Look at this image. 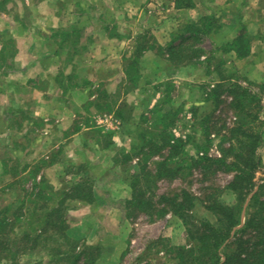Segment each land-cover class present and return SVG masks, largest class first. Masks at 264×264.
<instances>
[{"label":"crops","instance_id":"1","mask_svg":"<svg viewBox=\"0 0 264 264\" xmlns=\"http://www.w3.org/2000/svg\"><path fill=\"white\" fill-rule=\"evenodd\" d=\"M192 1L193 8L179 9L177 0H1L0 148L3 139H7L5 145L9 146L5 149L10 153L24 152L27 167L31 168L35 161L48 163L43 174L52 185H55L54 178L60 183V176L69 178L71 183L88 181L93 184L94 201H75L79 204L69 210L67 234L81 247H102L104 256L99 264H116L117 258L133 250L135 240L131 238L130 229L137 225L129 222L124 209L125 202L132 197V189L121 177L122 167L115 164V158L132 150L135 137L132 126L139 123L138 111L156 106L162 92L156 93L157 100L155 98L152 104L154 91L147 85L148 72L142 70L139 87L130 93H143L142 97L136 103L128 99L117 103L115 109L127 105L134 113L127 121L121 120V130L123 127L124 130L115 134L109 132L113 142L109 146L93 137V127L86 120L82 121L81 115L72 111L70 105L81 107L91 103L94 99L88 95V90L102 82L111 92L120 87L125 79L124 57L130 59L133 55L122 51L126 43L135 38L134 32H126L124 26L139 25L141 11L160 9L163 5L162 8L178 13V17L174 13L169 20L174 26L169 38L179 25L198 22L205 16H215L217 22L221 21V29L217 31L221 35L228 31L233 33L227 41L236 38L242 25L253 37L264 26V0ZM132 6L138 8V17L128 14L126 9ZM103 8L113 9L121 17L108 20L100 14ZM226 15L234 20H225ZM110 24L118 29L117 32L109 27ZM66 32L78 34L75 45L63 42L61 34ZM230 54V59L240 66L241 63L252 64L257 59L253 51L243 60ZM144 59H149V68L161 72L155 84L173 79L166 71L173 65L168 55L163 58L149 51L143 55ZM201 71L191 66L178 70L177 83L179 79L183 81L180 85L188 84L187 89L185 86L179 88L188 103L197 102L198 95L190 87L195 77L203 83H211L209 80L213 79L209 73ZM250 78L258 84L264 82V77L259 75ZM217 83L208 85L214 88ZM199 97L201 103L204 98L202 94ZM95 112L91 107L89 116ZM75 123L78 126L70 132L68 144L61 147L63 138ZM20 145L24 146L23 151H19ZM56 153H60L61 158L54 160ZM53 171L57 177L51 176ZM115 173L119 176L111 177ZM10 178L5 171V158L0 154V184L9 182ZM106 250H110L109 253ZM162 255L165 256V252Z\"/></svg>","mask_w":264,"mask_h":264},{"label":"trees","instance_id":"2","mask_svg":"<svg viewBox=\"0 0 264 264\" xmlns=\"http://www.w3.org/2000/svg\"><path fill=\"white\" fill-rule=\"evenodd\" d=\"M176 7L193 8L194 3L192 0H177ZM186 28L187 32H192L191 37L211 35L213 31L219 29L215 16H205L200 21L187 25ZM61 35L64 43L73 45L79 37L78 34L75 36V32ZM253 41L254 37L248 28L242 25L236 38L226 44L225 52L234 53L238 60L246 59L252 53ZM184 45L169 46L167 51L169 60L179 67L196 66L201 63L204 51ZM144 50L146 49L143 46L137 52ZM140 57L136 58L135 54L134 58L131 57L132 60L131 58L127 60L129 63L125 73L129 76L136 73L131 89L138 88L141 79ZM217 68L222 74L220 67ZM221 77L208 94V99L217 108L224 103L223 95L229 96L230 107L237 119L234 125L228 128L227 134L223 135L220 146L221 158H212L208 155L199 158L190 156L183 140L176 138L170 130L176 121V113L172 110L164 111L160 107L161 104L152 111L158 116L157 123L153 129L142 132L141 144L137 148L134 147L133 152L121 153L115 158V164L122 167L123 173L127 174L134 170L129 182L132 197L124 205L127 219H136L141 215L164 218L172 213L185 226L187 245L163 247L168 255L173 256L174 264H264V183L257 186L255 182L256 174L262 167L259 149L264 145V123L260 118L264 83L253 84L259 88L257 93H253L244 87L240 80H235L231 76ZM172 85V82H168L162 84V87L165 86L167 91H170ZM92 107L97 112L108 110L111 113L113 110L111 107H103L99 102L92 104ZM115 114L122 121H127L133 113L129 106L125 105L123 108L115 109ZM210 118L205 117L204 123L207 125H202L206 138L212 134ZM98 130L103 132L102 129ZM102 136L105 145L113 144L111 133H102ZM135 157L139 158V161L136 165L129 166ZM156 157L160 160L154 162L155 168L152 170L150 163H153ZM215 166L218 170L234 174L226 189L234 194L237 201L234 205H228L217 195L209 196L205 200V208L212 214L213 221L208 218L196 219L192 214L196 199L186 190L174 196L161 195L156 201L154 187L158 182L190 175L191 170L195 168L206 173ZM39 171L40 169L37 172ZM73 191L71 196L59 198L55 196L53 186L43 178L40 183L35 184L30 199L24 200L14 212L11 206L0 211V264H17L20 256L38 249L48 251L49 255L64 257L63 260L67 264H99L103 258L102 247H80L67 234L68 200L92 203L94 186L88 181H81L73 184ZM158 203H163L165 208L159 209ZM29 204L34 208L30 207L24 211ZM24 218L30 220L32 226L38 227L32 230L24 229L17 234L18 222ZM52 242L58 244V248L49 247L48 243ZM164 242L165 240H162L160 243ZM64 244L68 246V250L62 249Z\"/></svg>","mask_w":264,"mask_h":264},{"label":"rangeland","instance_id":"3","mask_svg":"<svg viewBox=\"0 0 264 264\" xmlns=\"http://www.w3.org/2000/svg\"><path fill=\"white\" fill-rule=\"evenodd\" d=\"M162 6L160 9L155 7L141 11V23L139 25L128 24L127 26H124L126 32H134L135 38L132 40V42L128 41L126 43L124 47L125 49H123L122 52L132 53L133 58L135 54L136 58L141 56L139 63L140 73L142 70L148 72L149 76H147V85H149L151 89H153L152 91H154V97L152 96V104L155 98L157 100V97L155 96L157 95L156 93L162 92V97L160 100L158 99L159 101L156 103V106L161 104L160 107L164 111L172 110L174 113H176V121L173 126H171L170 130L176 138L183 140L186 145V151L190 154V156L199 158L208 155L212 158H221L222 152L220 146L223 135L227 134L228 128L232 127L237 119L234 110L230 107L231 98L229 96L223 95L222 99L224 103L217 108L214 103L208 99V94L213 89V87L208 84L216 83L217 81L219 82L222 78L221 76H231L235 80H240L241 84L244 87L249 88L253 93H257L259 91V88L253 85L257 82L252 81L250 77L252 75H259L261 76V78L264 77V26L259 31L258 35L254 37L255 40L252 44V51L255 52L257 58L256 61L249 65L241 63L240 66L236 65L235 62L230 59V53L225 52V50H227L226 44L231 42L227 41V39L228 37L232 36L233 33L231 31H228L226 32V34L221 35V32H217L221 29V26H219L221 21L217 22V26L220 29L213 31L211 35L201 34L196 37H191L192 32H187V24H183L179 25L172 34L171 38H169L171 28L174 27L173 25H171V23H169V20L174 17L175 12L165 7L162 8ZM126 10L128 11V14H133L136 17H138L139 15V10L137 7L132 6L130 9L129 7H127ZM100 12V14L103 17L105 16L108 20H111V18H113L114 16L116 18L118 17V15L120 16V14L113 9L103 8L100 9ZM175 14L176 17H178V13ZM231 17L232 16L230 15H226L225 20H234V18ZM158 19L162 21L161 24H159L160 21H158ZM109 27L113 28L114 32H117L118 30L114 25L110 24ZM153 30L155 32H153ZM181 44H185L184 46L188 45L189 47L192 46V48L195 50L200 49L204 51L203 57L201 59L202 62L197 64L196 66L188 65V67L191 66L195 69H200L202 70L201 72L209 73L210 77L213 78L209 80L211 81V83H208V81L203 83L196 77L194 78V83L190 87H193L191 89H194V93L198 95L195 100H197V102L199 103H188L181 94V89H179L181 86H185L187 89L188 84L180 85L183 81L178 79L177 83L176 79L178 70L185 66L179 67L174 62H171L173 63V65L169 67L168 70L166 69V71L167 74L173 79L164 83L155 84V82L158 81L157 76L159 77L161 72L157 73L156 71H153L154 67L149 68V59L143 60V55H145V53L149 51L157 52V54L163 58H166V55H168L169 57V54L167 53L169 46H178ZM143 46L146 50H144V52H137L139 48ZM10 47H12V45L9 46V48ZM124 58L126 62L125 64L123 63L122 68L126 69L129 62L127 61L128 59H126L127 57ZM133 58H131V60ZM221 63L222 65L220 66L219 64ZM217 67H220V71L222 74L219 73ZM135 76L136 73H132L130 76L125 73V79L123 83H121L119 88H117L116 90L114 89L112 92L109 90L107 85L102 82L97 87H92L88 90V95L93 96L94 99L91 103L83 105L81 107H78L75 104L70 105V107L73 108L72 111L81 115V118H83L81 119L82 121L86 120V123H88L89 126L93 127L95 132L92 135L96 140H101V142H103L105 139L102 136V133L111 132L115 134L121 130V118H119L115 114V106L119 101L123 99L125 101L128 99L131 100V102L136 103L138 102L139 98L142 97L143 93L137 94L135 92V95L130 94L132 91H134V89L131 88L134 85L133 78H135ZM148 79H150V84H148ZM168 82H172L173 84V87L170 91H167L165 86L162 87V84H166ZM83 85H85V83ZM183 92H185V89L183 90ZM201 94L204 98V100H201V103L204 102L205 104L200 103L201 97L199 96ZM169 99L171 100L168 103H164ZM262 99L263 109L260 113V118L264 123V94H262ZM98 102L103 107H111L113 109L112 112L110 113V111L104 110L101 112H95L93 114L90 113L92 114L90 117L89 111L92 107V104ZM161 102H163V104ZM156 106H154L152 109H149V107H147L144 110L142 109L138 111L137 114L139 123H136V125L132 126V128L135 130V137L134 146L130 152H133L134 147L137 148L141 144L140 135L142 134V132L151 130L153 129V127H155L158 116H156L152 111ZM130 111L134 113L132 107H130ZM105 115L113 116L119 122L120 128L116 131H107L106 129L98 126V118ZM207 116L211 117L209 126H211L212 134L211 136H209V138H206L204 136L202 126L207 125L206 123H204V118ZM77 126L78 123L72 125L69 133H67L65 135V138H63L61 147L68 144L70 139V132H72V130H75ZM97 129H102L103 132L101 133ZM122 130H124V127L122 128ZM5 143H8L7 139H3L2 141L0 154L5 158V171L6 173H8V175H11L12 178H10L9 182L3 181L0 184V211L8 206H11L13 209L12 212H14L17 208H19L24 200L28 201L30 199V194L32 193L35 184L40 183L43 178L48 181V179L43 174V171L46 170L48 163L35 161L31 168H29L27 167V165H25L26 158H24L23 156L24 152L10 153L7 151V149H5L9 146L5 145ZM3 145H5L6 147H4ZM18 149L19 151H23L24 146L20 145ZM259 154L262 158V167L256 174L255 182L257 186L264 183V145L260 147ZM59 158H61V154L56 153L54 156V160H57ZM158 160H160V158L156 157L153 159V163H150V167L152 170H154L155 168L154 162ZM138 161L139 158L135 157L132 164L128 165L134 166ZM216 168L217 167L215 166L211 171H208L206 173H203L200 169L195 168L191 170L190 175H184L183 177L175 180H163L158 182L156 184V187H154L156 201H158V197L161 195L174 196L178 193H181L183 190H186L191 193L196 199V206L192 210V214L196 217V219L202 220L208 218L213 221L214 219L212 214L205 208V200L209 196L213 194L217 195L222 202L228 205H234L237 201L234 194L226 189L228 184L233 180L234 174L220 169L218 170ZM38 169H40L39 172H37ZM132 172H134V170L127 174L121 171V177L130 182L132 179ZM116 173L114 175H111V177H116V175H118ZM73 174L74 173L71 172V176ZM185 174H187V171H185ZM51 176L57 177V173L53 171L51 173ZM60 178V180L58 179V182L60 183H57V179L54 178L55 185H52L48 181V183L54 188L55 196L59 198H62L66 195L71 196L74 193V183H71L72 181L67 177L64 178L60 176ZM67 204L70 210L71 208L77 206L79 202L68 200ZM158 204L159 209L165 208V205L163 203ZM30 207L32 209L34 208L33 205L29 204L24 209V211H27V208L29 209ZM245 213L246 212H244V220L246 216ZM128 220L132 225H137L133 227V229H130V231L132 232L131 238L135 240V244L132 245L133 250H131V252L129 249V252L123 255L120 259L117 258L116 264H148V262L150 264H172L173 262H171V260H173V256L168 255L165 252V250L163 249L164 245L170 248L173 246H185L188 244L185 226L183 225L182 221L173 216L172 213L168 214L164 218L161 216H159L158 218L155 216L151 217L149 215H141L136 219ZM34 227L36 228L38 227V225L32 226V222L30 220H27V218H24L21 222H18L16 232L17 234H20V232H22L24 229L32 230V228ZM162 240H165V242L161 244L160 242ZM77 243L81 247V244L79 242ZM48 246H56V248H58V244L55 245V243L53 242L48 243ZM62 249L68 250V246L64 244ZM109 251L110 250H106L107 253H109ZM162 252H165V256L162 255ZM48 253L49 252L44 249H38L35 252H28L25 255L19 257L17 264H67V262L63 260L64 257H57L56 255H49ZM110 258L113 259V256H110ZM103 264H106V262Z\"/></svg>","mask_w":264,"mask_h":264},{"label":"built area","instance_id":"4","mask_svg":"<svg viewBox=\"0 0 264 264\" xmlns=\"http://www.w3.org/2000/svg\"><path fill=\"white\" fill-rule=\"evenodd\" d=\"M98 126L106 129L107 131H116L120 128L119 122L113 116H102L97 120Z\"/></svg>","mask_w":264,"mask_h":264}]
</instances>
